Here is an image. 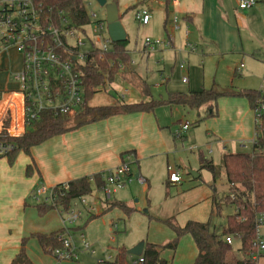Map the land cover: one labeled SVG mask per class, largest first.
<instances>
[{"label": "rangeland", "instance_id": "374dc122", "mask_svg": "<svg viewBox=\"0 0 264 264\" xmlns=\"http://www.w3.org/2000/svg\"><path fill=\"white\" fill-rule=\"evenodd\" d=\"M199 1L201 3L204 1L205 14L191 10L192 12L188 14L193 16L194 21L193 23L188 21L186 24V20L183 19L186 13L176 11L174 6L177 0H153V2L152 0H118L120 20L128 36L124 46L130 51V64L123 76L119 74L112 83L98 88L97 94L90 103L92 105L125 101L128 103L132 101L131 97L139 101L148 99L161 101L168 99L173 93L189 94L203 89H214L217 93L259 91L264 77V60L261 58L263 55L258 54L256 47L258 44L261 46L263 44L264 27L254 25L255 19L259 20V16L255 15L245 20L243 11L234 7L233 0ZM257 1L260 5V0ZM85 6L90 22L77 28L76 38L70 40L71 44H76V39L80 38L85 43L81 47V53L89 52L93 48L113 49V43L108 42L110 40L108 31L98 33L94 30L98 22H106V8L101 7L97 0H85ZM148 6L151 9V20L148 25H141L136 20L137 9ZM252 9L254 10V7ZM167 13L170 14L169 19ZM180 30H183L182 38L179 35ZM171 31L176 33V41L168 46L167 42L173 39L172 36L174 37L173 34L168 37ZM191 31L201 32L203 42L190 41L187 33ZM147 39L153 43L160 41L163 44L154 45L153 49L149 50L145 47ZM4 55L8 61L4 78H7L10 90H18V83L13 78L21 70L23 57L14 45L5 49L2 56ZM130 72L141 78L128 77ZM185 77L188 79L187 83L183 82ZM144 83L148 87L149 97L143 92ZM125 90H128V94L122 99ZM136 95L141 98H137ZM229 100L248 102L246 98L240 96H223L214 105L215 114L218 110L216 117L209 115L207 104L195 109L182 105H161L155 108L158 117L169 123L166 124L165 130L170 135L173 150L161 161H154L147 171L141 169L140 172L136 166H132V181L122 188H117L118 192L132 189V194L127 196L126 205L136 211L130 214L120 207L111 208V203L116 198L106 200L102 192L96 191L97 199L86 198L88 204L96 202V211L88 213L86 207L75 200L71 204V210L81 211L82 217L73 224L65 223L63 219L66 216L62 209H53L45 215L39 214L37 206L46 202L51 190L45 188L48 190L47 194L39 197V191L43 187H36L27 199V209L35 214V218L28 217L29 221L39 228V233L51 234L57 229L70 228L73 242L78 248V258L77 260L58 259L52 254L45 253L37 239L29 236L28 244L31 247L29 254L33 262L35 264H109L115 259V250L127 246L129 239L136 238L139 230L147 234L148 222L152 217L160 218L167 213L169 206L161 204L166 198L167 190L174 194L180 189L188 190L195 186L209 193L213 192L209 186L215 184L217 204L212 199L204 201L198 207L178 214L173 222L184 225L189 221L209 223L210 231L222 236L228 216L234 214L236 210L234 206L225 203L228 184L223 154L230 151L252 153L253 132L256 128L253 112L252 126L248 130L251 131L252 137L237 144L235 151L232 145L228 150H223L218 140L224 137L233 138L237 127L229 106L225 104ZM222 101L225 103L222 104ZM75 123L76 118H72L69 125L77 126ZM181 123H189L190 130L184 134V137L186 136L184 139L177 140L175 133ZM201 155L213 161L216 167L215 175L201 166ZM21 156L24 157L25 153L20 152L17 158ZM168 167L180 172L184 179L182 186L167 187ZM191 172L200 175L199 178H194ZM139 173L149 182L141 183L136 177ZM47 204L50 205L51 201ZM99 214L102 215L98 217ZM93 216L95 218L92 219ZM82 235L91 246L89 251H85L81 246ZM259 237L264 241V223L259 226ZM241 245L240 239H233L231 253L236 257L241 256ZM230 260L233 263L236 259L231 256ZM260 264H264V259Z\"/></svg>", "mask_w": 264, "mask_h": 264}, {"label": "crops", "instance_id": "0c3cea01", "mask_svg": "<svg viewBox=\"0 0 264 264\" xmlns=\"http://www.w3.org/2000/svg\"><path fill=\"white\" fill-rule=\"evenodd\" d=\"M175 3L174 6H176V11L179 10L180 12L186 13V16H183V19L186 20V24L188 21H190V23L194 21L193 16L188 13L200 11L202 14H205L206 12L204 1L201 3L199 0H184L183 2L177 0ZM257 3L258 1L256 0V7L255 5L253 6L254 10L252 7L250 8L252 11H248L249 9L241 11H243L245 20L258 15L259 20L255 19L254 25L258 27L259 25H263L264 27V1L260 0V5ZM234 4L236 6L235 0H233V5ZM235 8H237V6ZM140 9H147L149 12L151 10L149 6L147 8L141 7L137 9V11ZM167 18H170L169 13H167ZM200 33L199 31H191L187 33V35L190 41L202 43L203 41H201L202 37ZM179 35L182 38L183 30L179 31ZM171 36L173 39L170 40L173 43V41H176V33L171 31L168 37L170 38ZM262 37L264 38V35ZM256 47L258 49V54L263 55V57H261V55H259V57L264 60V39L262 46L258 44ZM127 51L130 56V51ZM0 58H2L0 60V91H14L10 90L9 82L7 78H4V74L7 73L5 71H7L8 61L5 55ZM129 64L130 63L123 65L116 77L119 74L123 76ZM130 73L128 77L141 78L133 72ZM260 76H262V73H260ZM125 91L128 92V90ZM143 92L149 97V90L145 83ZM136 97L141 98L139 95H136ZM220 99L221 97L217 102ZM131 100L132 101L128 103L126 101L123 103L110 102L105 105H92L90 103L93 107H111V115L102 119L97 117L96 120L92 121H87V119L84 118H76L75 125H77V127L74 130L64 135L54 137L44 144L32 148L30 155L25 154L24 157H18L14 164H10L6 157L0 159V264H11L20 252L23 240L32 234L39 233V228L34 226L28 219L29 216L35 218V214L27 209V199L36 187L42 186L43 188L52 190L58 185L67 184L76 179L95 175L106 176L123 162L130 163L131 169L132 166H136L140 172H142L143 169L147 171L154 161H161L169 152H172V141L170 135L165 130L166 124L169 123L165 120L162 121L155 111L136 114H127L123 112L121 108L124 104L143 102L135 99V97H131ZM144 101L147 102L150 101V99ZM217 102L215 104H217ZM224 103L225 102L222 101V104ZM225 104L229 106V110H231V114H233V120L236 122L237 127L233 138L227 139L224 137V139L220 138L218 141L220 145L223 146L224 151L228 150L231 145L235 151L237 149V144L239 145L245 142L246 139L252 137L251 131L248 130L252 126L254 111L249 101L247 102L246 100H229V102ZM207 105L209 114H214V105ZM216 112V115L212 117L218 116V110H216ZM255 136L256 130L253 132V144ZM211 152L213 153V151ZM229 153L236 152L230 151ZM225 154L228 153L225 152L223 156ZM201 159L213 163L212 160L205 159L202 155L200 156V163ZM30 164H35L37 170L28 177L26 175V169ZM199 176L200 175H196L194 178H199ZM136 177H141L145 179L146 182H149L145 177L141 176V173L137 174ZM183 182V177L182 182L179 184L170 183L168 178L167 187L182 186ZM209 187L213 190V192H209L211 195L203 188L197 186L191 187L188 190L180 189L174 194L167 190L166 198L163 199L161 203L169 206L167 213L163 216L160 215V218L152 217V220L148 222L147 234L145 231L142 232L139 230L136 238L132 237L129 239L127 246L119 247L115 250V259L109 262V264H137L140 257L129 255L128 250L135 247L140 242L145 243L144 251L148 245L163 247L172 243L177 235L168 222L176 227H185L190 221L186 225H184V223L173 222L178 214L188 209H194L202 202L210 199L215 202V192H217L215 184H211ZM229 189L230 186L228 184V193ZM96 191L97 189H94V195L92 194L93 197H96ZM131 194L132 189L120 192L116 190L111 196V200L113 199L112 197L116 198V200L111 203V208L117 204H122L131 208L126 205L127 196ZM95 199H97V197ZM93 204L95 205L96 202ZM131 209L136 211L134 208ZM101 215L102 214H99L98 217ZM93 217L95 218V216ZM59 230L61 229H57L56 231ZM224 232L222 235L223 238H225ZM258 238H260L259 229ZM29 248L31 249L27 242L26 252L32 260L29 254ZM159 252L160 259L166 264H195L199 253L193 237L189 234L184 235L179 240L176 248H160ZM231 256L236 259L233 263L244 259L242 251L240 257H236L230 252V257ZM262 259H264V257H261L257 264H260Z\"/></svg>", "mask_w": 264, "mask_h": 264}, {"label": "trees", "instance_id": "16d2710c", "mask_svg": "<svg viewBox=\"0 0 264 264\" xmlns=\"http://www.w3.org/2000/svg\"><path fill=\"white\" fill-rule=\"evenodd\" d=\"M112 1L118 0H110V2ZM35 2L43 16L52 22L59 23V17H64L71 21L74 28H79L90 22L85 0H35ZM128 63H130V56L124 42L113 43L111 50L93 48L89 52L85 64L77 67L82 73L85 85L84 105L77 112L69 115L44 112L41 119L33 123L23 135L10 138V141L16 145V149L6 156L9 163L14 164L20 152L30 155L32 148L74 130L77 126L69 125L72 118H84L87 121H92L97 117L100 119L109 117L111 107H93L90 102L97 94L98 88L112 83L121 66ZM223 96L244 97L249 101L253 111L260 99L264 102V97L259 91L217 93L214 89H203L189 94L173 93L169 95L168 99L161 101L150 100L124 104L121 109L127 114L153 112L156 107L161 105H182L195 109L206 104L213 106ZM209 115L212 117L216 114L210 113ZM8 125L9 120L6 122V127ZM255 130L256 138L252 153H228L223 156L226 178L230 186L225 203L236 209L235 213L227 218L225 238L212 233L209 223L190 221L185 227H176L168 222L176 232V239L163 247L148 245L142 256L145 260L144 264H166L160 259L159 249L176 248L179 240L188 234L193 237L199 251L195 264H251L245 259L236 263L229 261L228 255L232 251V245L227 243L226 238L232 236L234 239H240L243 254L252 250L258 239V220L260 215H264V114L256 122ZM201 165L215 175L216 167L211 161L201 159ZM36 170L35 164H30L26 169V175L30 177ZM94 179V183L90 182L89 177H84L54 187L53 202L50 205L46 202L38 205L39 214L45 215L58 208L64 211L70 210L73 201L83 196L92 195L96 187L104 185L102 175H95ZM66 185L68 190H65ZM215 204H217L216 200ZM114 206L120 207L127 214L134 211L122 204ZM64 234H66V230L61 229L50 235L35 233L30 237L38 240L45 253L51 254L53 249L63 247L62 237ZM28 240L29 238L23 240L22 248L11 264H34L26 252Z\"/></svg>", "mask_w": 264, "mask_h": 264}, {"label": "built area", "instance_id": "2783aa9c", "mask_svg": "<svg viewBox=\"0 0 264 264\" xmlns=\"http://www.w3.org/2000/svg\"><path fill=\"white\" fill-rule=\"evenodd\" d=\"M235 1L240 10L250 9L256 4V0ZM136 20L141 25H148L151 20L150 12L147 9L138 10ZM76 30L77 28H74L67 18L59 17V23H56L44 17L35 0H0V57L10 45L16 46L23 57L21 70L14 76L18 90L0 91V159L16 149L10 138L23 135L33 123L41 119L44 112L69 115L84 105L85 85L82 73L77 67L85 64L90 51L81 53V47L85 43L80 38L76 39V44H71L70 40L76 38ZM94 30L98 33L106 31L107 23L98 22ZM162 44L160 41L153 43L149 39L145 41V47L149 50L153 49L154 45ZM171 44V40L167 42L168 46ZM183 82L187 83L188 79L185 77ZM259 93L264 97V77ZM127 94L125 91L122 99H125ZM254 113L257 122L264 114V102L261 99L257 102ZM7 120L9 125L6 127ZM189 129V123L182 124L175 133V138L177 140L184 138ZM168 171L170 183L182 182L179 171H173L171 167H168ZM102 178L104 185L95 189L102 192L106 200H110L117 188H122L132 181L131 165L123 162L106 176L102 175ZM89 179L94 183V176ZM138 180L145 183V179L141 177ZM65 190H68L67 185ZM47 192V189L42 188L38 196H44ZM93 195L77 199L90 214L96 209L93 203H87L86 198ZM53 199L52 189L46 202L52 203ZM62 212L66 216L63 219L65 223L73 224L82 217L81 211L70 209ZM263 223L264 215H260L258 225ZM65 230L66 234L62 237L63 247L53 249L51 254L61 260H77L78 248L73 242L70 229ZM233 239L232 236H228L226 241L232 245ZM81 246L85 251L91 249L84 236L81 237ZM261 257H264V241L258 238L252 250L244 254V259L251 264H257ZM144 262V258L140 257L137 264Z\"/></svg>", "mask_w": 264, "mask_h": 264}, {"label": "water", "instance_id": "95a60500", "mask_svg": "<svg viewBox=\"0 0 264 264\" xmlns=\"http://www.w3.org/2000/svg\"><path fill=\"white\" fill-rule=\"evenodd\" d=\"M101 7L106 8V23L107 31L109 34L110 41L112 43H121L128 40L126 30L120 20V13L117 1L110 2L109 0H97ZM235 6V4H234ZM236 7V6H235ZM196 177V173L191 172ZM145 243L140 242L135 247L128 250V254L136 257H142L144 253Z\"/></svg>", "mask_w": 264, "mask_h": 264}]
</instances>
